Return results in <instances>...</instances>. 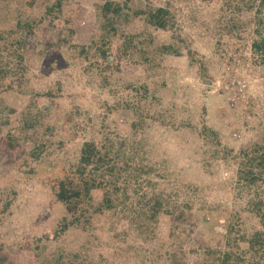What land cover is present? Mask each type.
<instances>
[{"label":"rangeland","instance_id":"1","mask_svg":"<svg viewBox=\"0 0 264 264\" xmlns=\"http://www.w3.org/2000/svg\"><path fill=\"white\" fill-rule=\"evenodd\" d=\"M30 1L0 0V68L8 73L0 75L1 264H128L125 241L136 239L122 207L95 210L106 192L122 197L112 193L114 186L92 192L91 222L82 219L56 235L75 218L57 200L54 179L76 171L85 141L111 137L126 149L141 141L157 167L167 162L160 150L178 142L171 149L178 165L164 164L171 175L162 178L159 171L149 183L172 199L193 198L198 215L204 204L231 205L234 191L225 184L238 168L233 157L264 147V51L252 46L262 38L255 32L256 10L239 15L240 0ZM106 1L121 3L128 14L110 32L99 14ZM158 8L169 11L167 29L135 15ZM245 18L248 27H233ZM102 50L111 57L104 72ZM136 121L144 123L136 129ZM180 121L195 129L179 128ZM203 125L219 134V147L199 137ZM37 145L43 153L34 157ZM143 179L120 180L128 187L125 205L147 193ZM173 227L160 217L156 245L166 240L172 246ZM202 228L184 236V264L195 262L191 253ZM221 237L206 241L221 246Z\"/></svg>","mask_w":264,"mask_h":264},{"label":"trees","instance_id":"2","mask_svg":"<svg viewBox=\"0 0 264 264\" xmlns=\"http://www.w3.org/2000/svg\"><path fill=\"white\" fill-rule=\"evenodd\" d=\"M35 1L32 0L29 4L33 5ZM240 2L238 1L240 5L238 8L239 15L243 11L249 13L256 10L254 17L255 32L263 38L264 0H240ZM124 11L125 7L121 3L115 1L103 3L100 6L99 14L105 22L104 28L108 29L109 32L110 30H116L117 25L122 23L124 17L128 15ZM142 14L146 16L148 25L157 29H167L171 23L169 11L165 8L150 9L147 12L140 11L135 15L142 16ZM232 16L231 13L229 18L231 22L233 21ZM242 20L240 26L236 22L232 23L233 27L240 29L245 24L248 27L249 21L245 23L246 18ZM262 38L253 42L252 46L255 50L264 51V38ZM86 50V48H83L82 52ZM166 50L168 49L166 48ZM106 52L107 50H102L101 54L105 62L104 66L103 63H100L102 64L100 66H103L102 72L105 71L106 66L111 64V57ZM1 74H8L3 67L0 68ZM49 96H51V92ZM141 103L142 100L139 101V104ZM139 107L141 106L139 105ZM140 110L142 111V108ZM142 123L144 122L136 121L133 123V127L138 129ZM33 125L32 122L26 121V128L29 126L32 128ZM179 128L195 129L190 123L185 125L182 121H180ZM199 134V137H203L206 143L213 141L219 147L221 143L220 136L214 129L203 125V129ZM26 139V143H32L29 138ZM177 144L178 142L174 146L172 144L169 146V143H167V147L164 146L163 149H159L165 154L164 160L167 162L164 164L172 162V164L178 165L176 164L178 156L176 155V157L171 152L175 150L171 149L176 147ZM9 146L14 147L15 145L10 141ZM42 147L37 145L32 153L34 157H38L39 154L43 153ZM250 149L240 151L241 154L239 153L233 157V161L238 164V168L235 173L232 172V179L230 178L226 181V184L224 183L226 187L234 191V200L231 205L220 204L210 207V205L204 204L202 208L197 209L198 215L194 210L195 200L193 198H186L182 202L179 199H172L171 193L167 195L160 192L156 186L149 183L153 181L151 176L161 174L159 171H164L161 175L162 178H167L171 174L166 173L164 164L157 167L150 161V151L146 152L143 142L136 141L135 144H131V147L126 149L123 142L111 137L100 141V143L95 140L85 141L80 149L79 163L77 166L74 165L76 171L63 179H54L57 200L75 218L74 221L69 222V226L66 223V226H63L56 235L59 236L70 225L81 222L82 219L86 223L91 222L94 218V214L89 209L90 206L92 207V205H89L92 200V192L99 189L105 190L106 185L109 184L114 186L112 193L115 195L120 194L122 197L114 198L110 195L111 193L106 192L107 195L104 200L95 210L98 214L105 209L113 210L122 207L121 212L124 213V218H127L129 222L128 231L136 239V241H130L129 243L125 241L126 247L123 250V255L128 264H134V262L140 264H163V262L184 264L183 261H180V252L183 248L181 243L184 241L186 233L188 234L190 230H200L199 227L205 228L208 232L204 231L203 228L201 230L203 236L196 232L200 238L194 239L199 247L191 253L192 257L193 253L195 255V259L192 260L195 261L193 264H264V147L259 146ZM181 150L183 152L189 151L186 146H183ZM191 150L193 152V149ZM183 152L179 155L182 156ZM230 152L225 150V157H228ZM167 169H170V167L167 166ZM108 176H112L113 179L108 182L103 180ZM126 177L128 180L125 183L127 184H131L132 180L145 177L140 187L141 189L148 188L147 193H143L144 195L140 197L142 200L140 199L137 203L134 202L131 205H125L128 187L119 185L120 180H125ZM243 214H246L248 219H253L256 224L253 228H250V225L244 222L245 217ZM161 216L169 217L172 226H174L171 228L169 236L172 241L169 244L172 246H169L166 240H162L160 245H156L155 237L158 235L157 228ZM178 224H180V227H177ZM181 231L184 234L179 233ZM210 232L213 235L218 234L220 237L223 235V240L216 241L221 246L207 243L208 236L213 237ZM184 257L190 259L188 253H185Z\"/></svg>","mask_w":264,"mask_h":264}]
</instances>
